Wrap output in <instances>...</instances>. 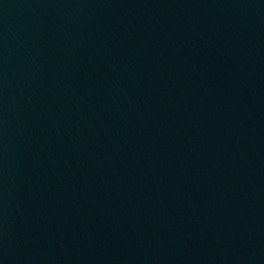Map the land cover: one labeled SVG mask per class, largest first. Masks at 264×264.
<instances>
[{
    "label": "water",
    "instance_id": "obj_1",
    "mask_svg": "<svg viewBox=\"0 0 264 264\" xmlns=\"http://www.w3.org/2000/svg\"><path fill=\"white\" fill-rule=\"evenodd\" d=\"M0 264H264V0H0Z\"/></svg>",
    "mask_w": 264,
    "mask_h": 264
}]
</instances>
